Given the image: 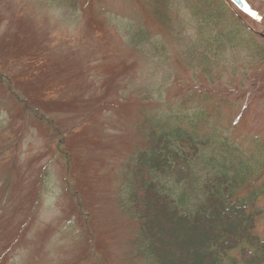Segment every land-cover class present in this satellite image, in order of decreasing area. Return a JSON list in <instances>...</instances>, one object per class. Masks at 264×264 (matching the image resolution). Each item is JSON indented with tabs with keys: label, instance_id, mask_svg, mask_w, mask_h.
I'll return each mask as SVG.
<instances>
[{
	"label": "rangeland",
	"instance_id": "obj_1",
	"mask_svg": "<svg viewBox=\"0 0 264 264\" xmlns=\"http://www.w3.org/2000/svg\"><path fill=\"white\" fill-rule=\"evenodd\" d=\"M246 1L264 35V0ZM169 3L167 26L159 0H0V264H143L123 175L157 110L224 99L218 125L244 151L264 145V66L206 73L197 20ZM139 27L163 45L161 64L131 45Z\"/></svg>",
	"mask_w": 264,
	"mask_h": 264
},
{
	"label": "trees",
	"instance_id": "obj_2",
	"mask_svg": "<svg viewBox=\"0 0 264 264\" xmlns=\"http://www.w3.org/2000/svg\"><path fill=\"white\" fill-rule=\"evenodd\" d=\"M184 2L198 23L193 46L206 73L223 60L238 64L236 69L264 66V38L250 30L258 20L224 0ZM170 7L169 0H159L155 9L167 26ZM129 39L141 55L161 64L159 40L142 27ZM153 91L161 98L159 86ZM145 93L152 96L150 88ZM223 102L216 101L213 112L157 110L148 119L147 148L125 167L122 200L139 228L135 256L143 264H264V241L255 232L263 214L264 145L244 151L235 144L218 125Z\"/></svg>",
	"mask_w": 264,
	"mask_h": 264
},
{
	"label": "water",
	"instance_id": "obj_3",
	"mask_svg": "<svg viewBox=\"0 0 264 264\" xmlns=\"http://www.w3.org/2000/svg\"><path fill=\"white\" fill-rule=\"evenodd\" d=\"M241 12L244 14L254 17V13L250 11L249 7L247 6L244 0H230Z\"/></svg>",
	"mask_w": 264,
	"mask_h": 264
}]
</instances>
